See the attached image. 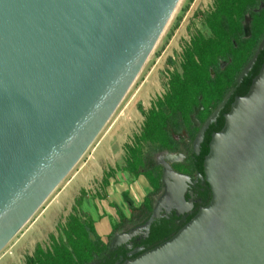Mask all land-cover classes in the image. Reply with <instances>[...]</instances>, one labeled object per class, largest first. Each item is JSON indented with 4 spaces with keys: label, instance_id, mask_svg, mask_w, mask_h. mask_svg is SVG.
<instances>
[{
    "label": "water",
    "instance_id": "95a60500",
    "mask_svg": "<svg viewBox=\"0 0 264 264\" xmlns=\"http://www.w3.org/2000/svg\"><path fill=\"white\" fill-rule=\"evenodd\" d=\"M179 1L0 0V251L100 133ZM263 46L264 35L195 134L194 154ZM222 119L201 164L208 202L168 239L132 248L161 212L192 207L189 179L159 157L163 188L148 218L108 241L138 253L121 264H264V59Z\"/></svg>",
    "mask_w": 264,
    "mask_h": 264
},
{
    "label": "trees",
    "instance_id": "16d2710c",
    "mask_svg": "<svg viewBox=\"0 0 264 264\" xmlns=\"http://www.w3.org/2000/svg\"><path fill=\"white\" fill-rule=\"evenodd\" d=\"M256 7L257 0H213V10L207 13L204 19L211 37L203 38L200 34H195L190 38L182 54L179 71L171 75L163 95L157 98L145 113L139 134L133 137L131 145L125 146V155L121 163L115 166V170L125 172L134 178L144 177L151 192L138 207H133L126 195L122 194L123 201L128 205L129 217L125 218L114 207L119 222L112 226L109 239L113 234L147 219L151 208V196L160 188V172L154 163L155 155L176 149L172 135L190 127V116L194 108L200 106L207 110L210 106L214 107L226 91L234 87L238 72L251 57L264 35L263 32L259 40L245 38L242 29L244 15ZM263 59L264 46L250 71L234 89L215 122L205 132L199 156L194 160L197 172H201V163L207 151L210 134L221 128L222 114L228 110L235 96H242L247 91ZM220 62L225 63L224 69L220 68ZM107 177L108 175L104 174L102 184L106 183ZM81 196L82 194L74 200L71 213L65 222L55 226V235H48L50 247L42 249L35 245L32 253L24 258L23 264L113 263L112 256L116 253L108 251V244L102 243L95 233L91 218L80 210ZM193 215L194 213L188 215L179 225H174L172 219L154 220L143 243V251L171 237ZM121 255L122 259L116 264L128 259L123 253Z\"/></svg>",
    "mask_w": 264,
    "mask_h": 264
},
{
    "label": "rangeland",
    "instance_id": "374dc122",
    "mask_svg": "<svg viewBox=\"0 0 264 264\" xmlns=\"http://www.w3.org/2000/svg\"><path fill=\"white\" fill-rule=\"evenodd\" d=\"M212 10L213 0L179 1L169 22L164 28L134 82L103 127L104 131H106L108 126H110L114 120H118L115 134L112 136V143L122 145L123 156L125 155V146L131 145L133 137L139 134L143 122V116L149 111L156 99L163 95L171 75L174 72L179 71L182 54L188 46L190 38L195 34H200L203 38L211 37L209 30L205 26L204 19L205 15ZM242 27L245 38L251 37L259 40L264 32V0H257V7L244 15ZM219 65L222 68L225 67L224 62H220ZM212 107L213 106H210L203 112L200 110L201 113H192L190 121H193V123L198 122L211 111ZM196 130L197 127L194 126H188L186 129L188 146L190 145L191 139L194 137ZM91 144H93V142ZM91 148L90 145L76 165L29 219L27 225H24L0 251V264H23L24 258L28 256L27 253L31 254L35 245H39L42 249L50 247V242L48 240L49 234H47V232L51 225H47L44 221L41 222L35 230L31 231L29 235H26L21 243L19 239L30 221L34 219L48 202H50L56 192L60 190L65 182L70 180L74 171L77 170L82 162L86 160V157L90 155ZM105 150L109 153L108 147H106ZM95 165V162H93V164H91V169L95 170ZM181 167H183V164H181ZM158 171L160 172L159 168ZM110 172L111 171L104 172L103 174L109 175ZM99 182H101V180ZM99 182H94L92 185V188L95 189L97 195L100 193L102 194V189L98 186L100 184ZM66 210L67 208L65 205L63 212H59L60 215H47V217H51L55 221L57 220L55 226L57 224H63L67 216L71 213V211H69L68 215H65L64 217L63 214ZM52 234L55 235L54 230ZM44 235H46L45 238L43 237ZM108 241L109 238L106 239V245L108 244Z\"/></svg>",
    "mask_w": 264,
    "mask_h": 264
},
{
    "label": "crops",
    "instance_id": "0c3cea01",
    "mask_svg": "<svg viewBox=\"0 0 264 264\" xmlns=\"http://www.w3.org/2000/svg\"><path fill=\"white\" fill-rule=\"evenodd\" d=\"M117 123L118 120L116 119L106 131L102 128L103 130L91 144L90 155L74 171L70 180L62 185L50 202L30 221L19 239L20 243L43 221L47 225H51L47 234H52L57 220L55 221L47 215H60L59 212H63L66 205L67 210L63 214L65 217L68 215L74 200L80 194L82 196L79 208L91 218L94 231L104 244L111 233L112 226L119 222L114 207L125 218L129 217L128 205L123 201L122 194L126 195L133 207H138L143 203L145 196L151 192L145 178L142 176L134 178L125 172L115 170L116 164H120L123 158L122 145L112 143V136L115 134ZM106 147L109 148V153L106 152ZM93 162L96 164L95 170L91 169ZM110 170L106 183L99 182L104 176L103 173ZM94 182L100 183L98 186L102 189V194L97 195L95 193V189L92 188ZM46 235L43 237L45 238ZM27 254L30 255V253Z\"/></svg>",
    "mask_w": 264,
    "mask_h": 264
},
{
    "label": "flooded vegetation",
    "instance_id": "af4514ba",
    "mask_svg": "<svg viewBox=\"0 0 264 264\" xmlns=\"http://www.w3.org/2000/svg\"><path fill=\"white\" fill-rule=\"evenodd\" d=\"M220 68L224 69V67L223 68L220 67ZM221 99H220V101H221ZM215 106L212 107L211 111L205 117L201 118L198 122L193 123V121H191V125L190 126L197 127L196 133H197L198 129L200 128V126L202 125V123L205 121V119L214 110ZM194 109H197L196 112H200V110H201V112L205 111V109L201 108L200 106H198V107H196ZM196 112H193V113H196ZM218 115H219V113H218ZM213 123H211V124H213ZM209 126L206 128L205 132L207 131ZM205 132H204V134H205ZM203 137H204V135H203ZM193 138L191 139L190 145L188 146L187 145L186 130L185 129L180 130L177 134L172 135V141H173V144L176 147V149L174 151H171V152L164 151V152H161V153H158V154L155 155L154 163H155L156 166L159 167V170H160V175H159L160 188H159V190H158V192L156 194L151 196V205H152L156 201V199L159 197V195L162 193V188H163V186L161 185V167H160V165L157 164V160L159 159V157L170 155L171 156L170 158L174 159L173 161H171L169 163L170 169L173 172H175L177 174H180V175H183V176H186L189 179V182L186 183L185 189L183 191V198H184L185 202H189L190 201L192 203V207H191V209L185 211L184 213L180 214L177 217L174 216L173 211H169L168 213L161 212L160 216L158 218H156L155 220H159V219L169 220V219H172L174 225H179L186 219V217L188 215H191L193 213L195 214L197 212V210L199 208L203 207L208 202V200L210 198V191L208 189L207 184L204 182V180L202 178L203 177L202 168H201V172H197L195 170V168H194V160H195L196 157L199 156L200 144L202 143L203 139H202L201 143L199 144L198 154L196 155V154H194L192 152V140H193ZM181 164H183V167H181ZM198 174L200 175V177L197 176ZM150 210H151V208H150ZM149 214H150V211H149ZM149 214H148V216H149ZM144 221H138V222L134 223L132 226H130L129 228H127L123 232H126L129 229H131V228H134V227L142 225L144 223ZM148 232H149V230H148ZM147 236H148V234H147ZM147 236L145 238H142V235L140 233L137 234L136 236H134L131 239L132 248H134V247H142V249H144V244L143 243L146 240ZM108 251L116 253V254H114L112 256V259H113V263L112 264H116L118 262V260L122 259L123 256L121 255V253H123L124 257L128 258V259L132 258L133 256L136 255V254H133V255L129 256L128 254H129L130 250L125 247V244H121V245H119V246H117L115 248H112V250H108Z\"/></svg>",
    "mask_w": 264,
    "mask_h": 264
},
{
    "label": "bare ground",
    "instance_id": "6f19581e",
    "mask_svg": "<svg viewBox=\"0 0 264 264\" xmlns=\"http://www.w3.org/2000/svg\"><path fill=\"white\" fill-rule=\"evenodd\" d=\"M25 225H27V223Z\"/></svg>",
    "mask_w": 264,
    "mask_h": 264
}]
</instances>
